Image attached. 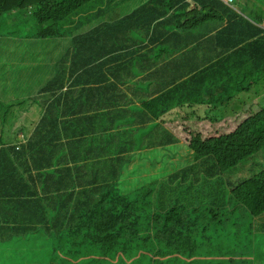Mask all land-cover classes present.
Segmentation results:
<instances>
[{"label": "trees", "instance_id": "1", "mask_svg": "<svg viewBox=\"0 0 264 264\" xmlns=\"http://www.w3.org/2000/svg\"><path fill=\"white\" fill-rule=\"evenodd\" d=\"M22 11L32 27L10 29L6 17ZM203 48L216 56L206 66ZM19 51L37 86L15 88L12 74L0 98V242L36 233L146 239L194 200L227 223L212 243L235 227L238 206L264 221V169L241 183L222 177L264 147V17L220 0H0V68ZM15 94L20 108L27 99L39 108L29 133L6 128L17 119L4 107ZM200 115L214 127L202 131ZM187 132L195 142L178 153L147 151L178 145ZM165 159L163 174L177 167L155 180ZM172 210L174 220L164 217ZM207 225L202 236L187 224L185 244L207 241Z\"/></svg>", "mask_w": 264, "mask_h": 264}, {"label": "rangeland", "instance_id": "2", "mask_svg": "<svg viewBox=\"0 0 264 264\" xmlns=\"http://www.w3.org/2000/svg\"><path fill=\"white\" fill-rule=\"evenodd\" d=\"M139 4L140 2L132 8ZM123 6V2L117 6L119 11ZM235 6L239 12L243 11L248 16L261 19L264 17V0H237ZM14 15L12 13L6 17V23L10 25V29L19 31V24L23 22L25 27H32L30 16L25 11H22L20 19L16 21H14ZM3 58L9 59L10 63H3L0 68V98H3L5 92H10L11 83L9 80L12 74L16 76L15 88L17 86L24 88V86L30 85L31 91H34L37 85L30 84L33 81V69L29 64L22 63L25 58L23 51H19V54L12 58L5 54ZM258 92L261 97H264V82L260 84ZM6 99L7 103L4 104V107L9 104L12 105L9 116L14 115L17 118L13 127L11 125L6 128L11 129L13 132L18 130V127L25 128L29 133L37 122L38 106L27 99L29 101L28 106H31L29 108L26 106L27 109L25 110L20 108L16 94L13 98L9 95ZM260 101H257V104ZM247 115V113H244L243 118ZM220 123H222V120ZM239 123L234 121L227 127L226 132L233 130ZM220 132H222L221 129ZM193 133L196 132H187V137L186 134L183 135L179 139L178 145L147 151H152V154L161 152V150H172L178 153L188 147L186 142L189 143ZM216 133H212V135H219L217 131ZM205 134L207 135V133ZM18 135L20 138L23 137L21 133ZM175 136L178 138L177 134ZM195 139L193 137V142H195ZM252 158L237 169L229 168L222 177L230 178L235 184L237 181L241 183L259 173L264 169V147ZM150 160L149 156L145 157L143 171L146 167H150ZM167 161L168 159L158 161L159 163H157L158 165L154 170V176H158L155 180L163 178L176 169L177 166L163 174L161 170ZM190 162V160L185 159V163L182 164L181 168ZM248 174H251V176H248ZM145 175L147 176V173ZM147 181H150V178L143 177L141 179V182ZM200 206L199 202L194 200L193 207L195 208L187 211L188 213L185 215L182 214L178 223L156 226L150 238L146 239L130 240L124 238L122 234H113L101 240V238L90 239L83 233H80V235L75 233L74 235L77 236H64L57 240L48 238L42 233H36L24 238L0 242V264H233L231 260L234 258L243 260L242 262L238 261L237 264H264V224L261 225V234H256L257 224L264 222L260 216L253 217L245 207L238 206L237 209L235 207L236 214L231 213L233 218H236L235 227L229 228V235H225L221 242L212 243V236L216 230L218 233L225 232L227 223L224 225V222L218 219L221 213L212 209L210 205ZM165 216L174 220L176 213L172 210ZM197 218H200V220L198 221ZM152 222H155V219ZM190 222L196 224L198 232L202 236H206L204 229L208 224L207 241L199 244L187 240L189 243L185 244V228H188L187 224ZM180 226L182 227L180 228ZM130 237L135 236L131 235Z\"/></svg>", "mask_w": 264, "mask_h": 264}, {"label": "crops", "instance_id": "3", "mask_svg": "<svg viewBox=\"0 0 264 264\" xmlns=\"http://www.w3.org/2000/svg\"><path fill=\"white\" fill-rule=\"evenodd\" d=\"M213 47H214L215 50L219 51V47L216 45V43L213 45ZM206 49L208 50V48H203V49H201V50H202V51H201V53H202V61H203V58H204V60L206 59V60H205V63H204L205 66L209 64L210 60H212L214 57H216L215 55H210V54L208 55L207 58L204 57V56L207 55V54H205V50H206ZM208 53H210V51H208ZM232 106H235V103L232 104ZM226 113H227V112H226ZM226 113H224V114H226ZM242 118H243V115H241V117H240V119H239V122L242 120ZM225 120H226V119H225ZM194 124L200 126V127L202 128V131H204V132H207V131H208V128H210V127H214V125L211 124L210 122H205V121L202 119V116H201V115L199 116V118L196 120V122H195ZM173 126H174V124L171 123V127H173Z\"/></svg>", "mask_w": 264, "mask_h": 264}, {"label": "built area", "instance_id": "4", "mask_svg": "<svg viewBox=\"0 0 264 264\" xmlns=\"http://www.w3.org/2000/svg\"><path fill=\"white\" fill-rule=\"evenodd\" d=\"M222 1H224L227 4H230V5H232L235 2V0H222Z\"/></svg>", "mask_w": 264, "mask_h": 264}, {"label": "clouds", "instance_id": "5", "mask_svg": "<svg viewBox=\"0 0 264 264\" xmlns=\"http://www.w3.org/2000/svg\"><path fill=\"white\" fill-rule=\"evenodd\" d=\"M221 2H224V1H222V0H220ZM235 1H237V0H235ZM225 4H227L226 2H224ZM235 4V2L232 4V5H230V4H227L228 6H233Z\"/></svg>", "mask_w": 264, "mask_h": 264}]
</instances>
